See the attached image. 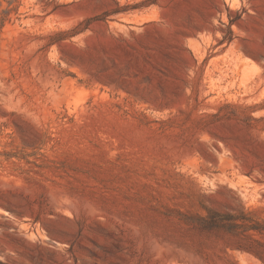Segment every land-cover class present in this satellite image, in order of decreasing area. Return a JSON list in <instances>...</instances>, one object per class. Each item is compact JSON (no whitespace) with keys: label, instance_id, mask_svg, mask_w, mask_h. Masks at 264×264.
Masks as SVG:
<instances>
[{"label":"rangeland","instance_id":"obj_1","mask_svg":"<svg viewBox=\"0 0 264 264\" xmlns=\"http://www.w3.org/2000/svg\"><path fill=\"white\" fill-rule=\"evenodd\" d=\"M0 264H264V0H0Z\"/></svg>","mask_w":264,"mask_h":264},{"label":"bare ground","instance_id":"obj_2","mask_svg":"<svg viewBox=\"0 0 264 264\" xmlns=\"http://www.w3.org/2000/svg\"><path fill=\"white\" fill-rule=\"evenodd\" d=\"M23 226H24V225H23ZM25 226H26V225H25ZM25 226H24V227H25ZM27 231H28V230H27ZM27 233H28V232H27ZM31 235H33V232H32V234H31V232H30V236H31ZM42 242H43V241H42ZM42 242H41V243H42ZM42 244H43V243H42ZM57 244H58V243H57ZM59 244H62V243H59ZM59 244H58V246H59ZM45 245H46V244H45ZM49 246H50V245L48 244V247H49ZM60 246H61V245H60ZM52 247H53V246H52ZM55 248L58 249L57 247H55Z\"/></svg>","mask_w":264,"mask_h":264}]
</instances>
